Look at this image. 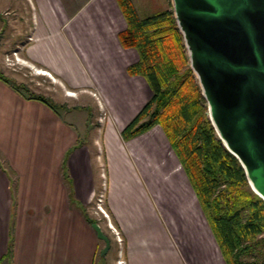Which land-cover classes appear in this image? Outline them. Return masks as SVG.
I'll return each mask as SVG.
<instances>
[{
  "label": "crops",
  "instance_id": "1",
  "mask_svg": "<svg viewBox=\"0 0 264 264\" xmlns=\"http://www.w3.org/2000/svg\"><path fill=\"white\" fill-rule=\"evenodd\" d=\"M33 1L36 15L23 57L76 91L95 87L113 117L101 125L102 158L74 122L26 94L25 86L15 90L2 67L9 82L0 80V264H96L101 243L88 205L102 183L101 162L105 201L123 235L126 264H181L169 219L185 204L177 205L165 187L183 193L191 184L172 180L163 189L142 174L140 150L167 147L163 130L135 149L129 142L150 130L127 141L120 136L152 93L143 76L127 72L138 53L119 41L126 20L117 0Z\"/></svg>",
  "mask_w": 264,
  "mask_h": 264
},
{
  "label": "trees",
  "instance_id": "2",
  "mask_svg": "<svg viewBox=\"0 0 264 264\" xmlns=\"http://www.w3.org/2000/svg\"><path fill=\"white\" fill-rule=\"evenodd\" d=\"M117 2L126 20L119 41L138 53V60L127 67V72L143 76L152 93L120 129L121 138L130 140L159 124L226 263L255 264L242 256L254 250L257 236L264 233V202L249 188L238 159L225 148L210 123L172 11L141 18L130 0ZM0 80L9 82L1 72ZM11 85L15 90L22 87ZM31 95L55 109L43 96Z\"/></svg>",
  "mask_w": 264,
  "mask_h": 264
},
{
  "label": "rangeland",
  "instance_id": "3",
  "mask_svg": "<svg viewBox=\"0 0 264 264\" xmlns=\"http://www.w3.org/2000/svg\"><path fill=\"white\" fill-rule=\"evenodd\" d=\"M130 1L136 14L141 18L171 10L170 0ZM35 15L36 8L33 0H0V70L4 67L3 73L11 81L22 87L25 86L26 88L23 87L22 90L26 94L33 93L34 95L48 98L64 118L74 122L77 128L81 130L82 140L92 145V153L94 154L98 151L103 158L104 147L101 141L102 137H100V129L102 124L106 122L109 124L112 121L113 114L111 113L109 103L95 87L81 88L76 91V89L68 87L65 83H60L58 79L55 80L54 75L49 71L46 74L44 67L23 57L22 48L27 41L28 35L33 30ZM30 38L32 37L29 36ZM7 56L13 58L12 64L7 62ZM67 93H73V95ZM78 93L85 95V98L80 99L77 95ZM65 108L80 110L67 113ZM158 129L162 130L159 124L153 125L149 129L150 131L129 142L128 145H133V148L134 146H144L154 131ZM163 134L165 135L164 132ZM168 143L169 141L166 144L167 147L157 145L156 148L152 146L150 154L147 152L149 148L147 150H140L142 156L140 158L142 174L146 178L155 179L157 184H160V187L163 189V184H169L172 180L176 181L187 178L181 165L180 169L179 160L173 149L170 148L171 146L169 147L170 143L169 145ZM98 171L101 172L102 183L99 185L93 201L88 205V210L92 213L90 220L102 225L101 229L103 233L110 240V247L103 256L97 253L96 264H116L119 255L124 260L123 264H126L124 238L105 201L106 169L103 162H101ZM165 188L166 194H169L170 197L173 195L174 200L177 202L184 200L183 203L185 204V206L175 210L173 219H169L170 227L174 234L171 237L174 246L175 262L181 260V264H227L199 201L196 199L197 196L196 198L194 196L195 192L193 193V188L187 190L188 193L187 191L182 193L177 188L172 189L171 186ZM98 198L101 199V202L98 201ZM99 205L107 213V217L100 212L98 209ZM109 224L119 231L121 242H118ZM257 241V246L254 250L249 255L242 256V259L254 261L255 264H264V233L257 236ZM100 243L102 248L104 243L102 240H100Z\"/></svg>",
  "mask_w": 264,
  "mask_h": 264
},
{
  "label": "water",
  "instance_id": "4",
  "mask_svg": "<svg viewBox=\"0 0 264 264\" xmlns=\"http://www.w3.org/2000/svg\"><path fill=\"white\" fill-rule=\"evenodd\" d=\"M207 116L264 202V0H170ZM109 250L110 240L91 223Z\"/></svg>",
  "mask_w": 264,
  "mask_h": 264
},
{
  "label": "built area",
  "instance_id": "5",
  "mask_svg": "<svg viewBox=\"0 0 264 264\" xmlns=\"http://www.w3.org/2000/svg\"><path fill=\"white\" fill-rule=\"evenodd\" d=\"M6 60L10 64L13 63V58L12 57L7 56ZM67 94H69V93H67ZM98 201L101 202V199L98 198ZM98 209L100 210L101 213L104 214V216H106V217L108 216L107 213L104 211V209L100 205L98 206ZM109 226L113 230V232L115 233L118 242H121V237L119 236V231L114 226H112L111 224H109ZM123 263H124V260L119 255V259L117 260L116 264H123Z\"/></svg>",
  "mask_w": 264,
  "mask_h": 264
},
{
  "label": "bare ground",
  "instance_id": "6",
  "mask_svg": "<svg viewBox=\"0 0 264 264\" xmlns=\"http://www.w3.org/2000/svg\"><path fill=\"white\" fill-rule=\"evenodd\" d=\"M71 94V93H70ZM73 94V93H72Z\"/></svg>",
  "mask_w": 264,
  "mask_h": 264
}]
</instances>
